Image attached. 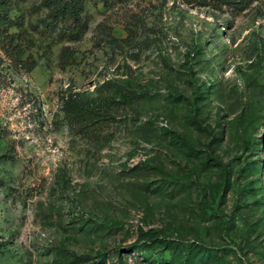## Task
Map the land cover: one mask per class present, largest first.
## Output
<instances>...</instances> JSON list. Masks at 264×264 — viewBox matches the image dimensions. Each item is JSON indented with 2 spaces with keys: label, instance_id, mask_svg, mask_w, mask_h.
Masks as SVG:
<instances>
[{
  "label": "rangeland",
  "instance_id": "rangeland-1",
  "mask_svg": "<svg viewBox=\"0 0 264 264\" xmlns=\"http://www.w3.org/2000/svg\"><path fill=\"white\" fill-rule=\"evenodd\" d=\"M8 33L0 264H264V0H12Z\"/></svg>",
  "mask_w": 264,
  "mask_h": 264
},
{
  "label": "trees",
  "instance_id": "trees-1",
  "mask_svg": "<svg viewBox=\"0 0 264 264\" xmlns=\"http://www.w3.org/2000/svg\"><path fill=\"white\" fill-rule=\"evenodd\" d=\"M253 0H226L228 3L240 4L242 6L250 4ZM43 4L49 9L50 17L56 20H72L74 28L82 25V12L84 10L85 0H43ZM12 21V0H0V39L5 44L13 42L12 36L8 33L9 26ZM127 101L132 100L133 96L120 92ZM65 108L71 111L82 113L87 118H94L97 115L95 105L91 101L81 102L77 99L67 100L64 104ZM160 264L163 262L156 259Z\"/></svg>",
  "mask_w": 264,
  "mask_h": 264
}]
</instances>
